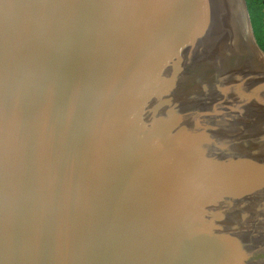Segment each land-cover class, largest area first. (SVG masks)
I'll use <instances>...</instances> for the list:
<instances>
[{
    "label": "water",
    "instance_id": "1",
    "mask_svg": "<svg viewBox=\"0 0 264 264\" xmlns=\"http://www.w3.org/2000/svg\"><path fill=\"white\" fill-rule=\"evenodd\" d=\"M250 30L240 0H0V264H264Z\"/></svg>",
    "mask_w": 264,
    "mask_h": 264
},
{
    "label": "trees",
    "instance_id": "2",
    "mask_svg": "<svg viewBox=\"0 0 264 264\" xmlns=\"http://www.w3.org/2000/svg\"><path fill=\"white\" fill-rule=\"evenodd\" d=\"M253 36L264 50V0H245Z\"/></svg>",
    "mask_w": 264,
    "mask_h": 264
},
{
    "label": "bare ground",
    "instance_id": "3",
    "mask_svg": "<svg viewBox=\"0 0 264 264\" xmlns=\"http://www.w3.org/2000/svg\"><path fill=\"white\" fill-rule=\"evenodd\" d=\"M240 2H241V6H242V9H243L244 17H245V20H246V24H247V28H248L251 44H252L253 43V37H252V34H251L249 21H248L247 15H246L245 6H244V3H243V0H240Z\"/></svg>",
    "mask_w": 264,
    "mask_h": 264
},
{
    "label": "rangeland",
    "instance_id": "4",
    "mask_svg": "<svg viewBox=\"0 0 264 264\" xmlns=\"http://www.w3.org/2000/svg\"><path fill=\"white\" fill-rule=\"evenodd\" d=\"M259 54H260L262 60H264V50H260V51H259Z\"/></svg>",
    "mask_w": 264,
    "mask_h": 264
}]
</instances>
